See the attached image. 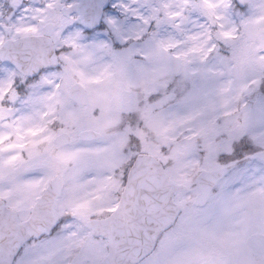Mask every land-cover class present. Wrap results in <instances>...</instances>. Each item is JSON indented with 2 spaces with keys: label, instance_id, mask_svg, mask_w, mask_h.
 <instances>
[{
  "label": "snow or ice",
  "instance_id": "6c2138e0",
  "mask_svg": "<svg viewBox=\"0 0 264 264\" xmlns=\"http://www.w3.org/2000/svg\"><path fill=\"white\" fill-rule=\"evenodd\" d=\"M0 264H264V0H0Z\"/></svg>",
  "mask_w": 264,
  "mask_h": 264
}]
</instances>
